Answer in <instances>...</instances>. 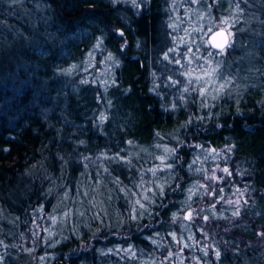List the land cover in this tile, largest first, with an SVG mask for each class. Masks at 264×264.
<instances>
[{"label":"trees","instance_id":"trees-1","mask_svg":"<svg viewBox=\"0 0 264 264\" xmlns=\"http://www.w3.org/2000/svg\"><path fill=\"white\" fill-rule=\"evenodd\" d=\"M0 264H264V0H0Z\"/></svg>","mask_w":264,"mask_h":264},{"label":"snow or ice","instance_id":"snow-or-ice-1","mask_svg":"<svg viewBox=\"0 0 264 264\" xmlns=\"http://www.w3.org/2000/svg\"><path fill=\"white\" fill-rule=\"evenodd\" d=\"M193 2H196V0H193ZM222 23L223 24H228V21L227 20H223ZM209 31H211V29H209ZM225 32L228 33V36H231L232 35V33L231 32H228L227 29H220L217 33H214V37H215V35H223ZM228 43H229L228 39L225 38V41H224L223 44H213L212 46L215 47V48H218L221 52H223V50L225 49V47L228 46ZM209 55H211V53H209ZM165 58H167V57H165ZM220 87L222 89L224 87V85H221ZM219 90L220 89H218L217 91H219ZM202 92H203V90H202ZM101 119H103V117H101ZM170 151H173V150L172 149L165 148V152H170ZM160 159H161V163H164V158L163 157H160ZM137 203L139 204L140 202L137 201ZM140 207H144V205L141 204ZM190 216H191V213L188 214V217H190ZM188 217H186V218H188ZM217 255H219V253H217Z\"/></svg>","mask_w":264,"mask_h":264},{"label":"water","instance_id":"water-1","mask_svg":"<svg viewBox=\"0 0 264 264\" xmlns=\"http://www.w3.org/2000/svg\"><path fill=\"white\" fill-rule=\"evenodd\" d=\"M219 30H215L208 38V43H209L210 47L216 52H221V51L218 48L213 47L212 46L213 44H223L225 41V38H227L229 43H228V46H226L224 49V50H226L230 46V43H231L230 36H228L227 32H225L223 35H215V37H214V33H217ZM186 217H188V215Z\"/></svg>","mask_w":264,"mask_h":264},{"label":"rangeland","instance_id":"rangeland-1","mask_svg":"<svg viewBox=\"0 0 264 264\" xmlns=\"http://www.w3.org/2000/svg\"><path fill=\"white\" fill-rule=\"evenodd\" d=\"M220 29H227L228 30V32H231V29H230V27L226 24V25H224L223 27H220ZM217 30H219V29H217ZM232 33V32H231ZM232 36H233V33H232V35L230 36V39H231V41H232ZM231 44V43H230ZM190 218V217H189ZM189 218H186V219H188L189 220ZM194 220V219H193Z\"/></svg>","mask_w":264,"mask_h":264}]
</instances>
